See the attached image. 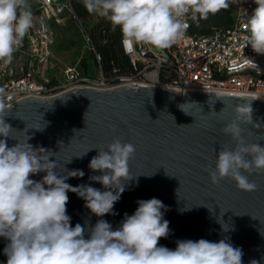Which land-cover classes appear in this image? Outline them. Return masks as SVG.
<instances>
[{
  "label": "clouds",
  "instance_id": "1",
  "mask_svg": "<svg viewBox=\"0 0 264 264\" xmlns=\"http://www.w3.org/2000/svg\"><path fill=\"white\" fill-rule=\"evenodd\" d=\"M232 3L235 0H82L90 15L105 19L113 30L119 29L129 51L136 45L168 49L184 37L188 20L199 24ZM253 3L256 7L243 21V44L264 55V0ZM33 22L28 0H0V61L11 63ZM246 63L258 68L253 59ZM182 105L180 110L188 114ZM235 111V119L223 128L234 147L220 146L209 176L214 184L230 178L239 190L253 192L257 185L249 176L264 173V146L246 142L241 124H252L253 128H264V124L253 123L251 104H239ZM5 116L7 107L0 89V237L8 241L3 249L6 264H242V250L228 237L218 242L177 240L175 249L160 245V239L167 238L171 230L164 219L168 208L157 198L137 201L134 213H125L115 230L104 219L73 227L66 207L69 192L82 198L96 217L115 215V203L135 178L129 171L135 146L114 139L106 149L93 148L98 154L88 167L100 174L89 179L104 190L89 184L72 186L66 181L82 178L83 170L64 167L63 174L58 173L56 160H50L55 153L34 148L28 143L29 136L24 142L18 141L11 135L14 129L5 122ZM9 138L16 141L13 146L8 145ZM40 173L44 175L39 181L30 178ZM221 228L230 230L224 222Z\"/></svg>",
  "mask_w": 264,
  "mask_h": 264
},
{
  "label": "water",
  "instance_id": "2",
  "mask_svg": "<svg viewBox=\"0 0 264 264\" xmlns=\"http://www.w3.org/2000/svg\"><path fill=\"white\" fill-rule=\"evenodd\" d=\"M182 91L141 83L103 89L79 86L54 96L17 99L6 106L4 119L18 141L31 137L28 143L34 148L55 153L50 160H56L58 173L63 174L64 167L83 170L82 178L66 181L72 186L89 184L104 190L89 179L100 174L88 167L98 154L96 149H106L114 139L135 146L129 160V171L135 178L115 203V215L96 217L82 198L69 192L66 207L73 227L104 219L115 230L125 213H134L137 201L157 198L168 208L164 219L171 230L167 238L160 239V245L175 249L177 240L218 242L228 237L242 250V264L253 260L264 264V173L249 176L257 185L253 192L239 190L230 178L214 184L209 176L220 146L234 147L223 128L235 119L236 106L251 104L253 123L264 124V97ZM181 104L188 114L180 110ZM181 124L186 126H177ZM241 127L246 142L264 146V128H253L252 124ZM7 143L13 146L16 141L9 138ZM43 175L30 178L39 181ZM220 222L228 224L230 230L222 231ZM7 243L0 237V264H6L3 249Z\"/></svg>",
  "mask_w": 264,
  "mask_h": 264
},
{
  "label": "built area",
  "instance_id": "3",
  "mask_svg": "<svg viewBox=\"0 0 264 264\" xmlns=\"http://www.w3.org/2000/svg\"><path fill=\"white\" fill-rule=\"evenodd\" d=\"M33 27L14 52L11 63L0 61V89L6 106L25 96L48 97L79 86L113 88L125 84H152L176 91L202 90L264 95V55L245 47L244 19L256 7L253 0H235L231 24L208 33L193 31V22L184 37L163 51L136 45L129 51L125 66L104 65L96 44V27L107 22L95 15L83 17L73 0H28ZM70 18L77 30L82 51L73 63L60 62L55 55L53 22ZM253 59L258 68L246 63Z\"/></svg>",
  "mask_w": 264,
  "mask_h": 264
},
{
  "label": "trees",
  "instance_id": "4",
  "mask_svg": "<svg viewBox=\"0 0 264 264\" xmlns=\"http://www.w3.org/2000/svg\"><path fill=\"white\" fill-rule=\"evenodd\" d=\"M76 12L87 17L90 15L83 7L82 0H73ZM234 8L230 7L226 10H221L215 15H210L207 20H201L199 24L193 22V31L198 33H208L214 28L228 26L234 18ZM103 24V25H102ZM102 29L99 31V26ZM98 29V32H97ZM96 44L99 51L102 53L104 65L110 68L113 63L116 66H125L128 63V56L125 54L121 44V33L119 29L113 30L110 23L99 22L96 27ZM80 42V39H79ZM77 59V58H76Z\"/></svg>",
  "mask_w": 264,
  "mask_h": 264
},
{
  "label": "rangeland",
  "instance_id": "5",
  "mask_svg": "<svg viewBox=\"0 0 264 264\" xmlns=\"http://www.w3.org/2000/svg\"><path fill=\"white\" fill-rule=\"evenodd\" d=\"M66 2L67 0H53ZM234 12V11H233ZM56 33L55 55L60 62L73 63L82 51L79 42L78 30L70 18H65L63 23L53 22Z\"/></svg>",
  "mask_w": 264,
  "mask_h": 264
},
{
  "label": "bare ground",
  "instance_id": "6",
  "mask_svg": "<svg viewBox=\"0 0 264 264\" xmlns=\"http://www.w3.org/2000/svg\"><path fill=\"white\" fill-rule=\"evenodd\" d=\"M259 96H262V97H264V95H259Z\"/></svg>",
  "mask_w": 264,
  "mask_h": 264
}]
</instances>
